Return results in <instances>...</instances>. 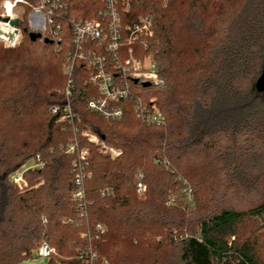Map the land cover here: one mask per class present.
<instances>
[{
  "label": "trees",
  "instance_id": "obj_1",
  "mask_svg": "<svg viewBox=\"0 0 264 264\" xmlns=\"http://www.w3.org/2000/svg\"><path fill=\"white\" fill-rule=\"evenodd\" d=\"M100 6L74 1L65 14L95 18ZM27 13L21 44H0V264L32 258L43 242L56 253L40 264H264L262 234L242 227L264 219V174L252 172L264 160V91L256 88L264 0H140L130 16L152 18L153 34L140 48L164 80L140 92L162 125L145 123L132 101L119 119L89 110L95 87L81 63L71 97L77 118L59 121L49 108L65 101L71 35L63 51L50 36L33 41ZM84 131L122 154L102 153ZM73 142L88 149L84 215L71 198ZM32 159L44 168L25 175L44 183L20 191L10 176ZM242 189L258 198L234 209L229 198Z\"/></svg>",
  "mask_w": 264,
  "mask_h": 264
},
{
  "label": "built area",
  "instance_id": "obj_2",
  "mask_svg": "<svg viewBox=\"0 0 264 264\" xmlns=\"http://www.w3.org/2000/svg\"><path fill=\"white\" fill-rule=\"evenodd\" d=\"M74 1L82 0H0V43L6 48H14L23 40V32L19 19L27 13L32 31H40L44 39L50 36L56 41L57 49L64 50L65 35H71V51L66 56L63 73L66 84L62 90L65 101L50 106V112L59 121L74 124L77 118L73 111L71 97L74 91V75L76 66L81 63L89 69V81L95 87V93L87 101V108L106 118L119 119L126 110V102L132 101L134 110L149 125H162V113L152 105H148L141 95L143 87L164 85L159 76L156 62L150 55L144 54L140 48L153 34V21L148 15L130 16L137 8L140 0H93L100 3L96 17L77 19L67 17L65 12L72 7ZM164 4L168 0H161ZM17 19L18 24H12ZM67 23L69 27H67ZM150 82L149 86H144ZM90 142L100 146L102 153L116 158L122 154L118 148L107 145L95 134L82 133ZM77 152L73 172L76 188L71 198L78 205L80 214L86 213V194L83 186L85 176L82 162L87 163L88 149H78V142L69 143L67 152ZM37 158H39L37 156ZM44 163L39 160H29L10 176L20 191L37 188L44 183L42 176L27 178L29 170L43 169ZM89 175V174H88ZM139 174L137 192L143 195L147 185ZM191 190H188L190 197ZM44 221L46 219L44 218ZM96 229L101 232L104 227L98 224ZM38 256L48 258L56 253L54 247L43 242L37 249ZM95 255V254H93Z\"/></svg>",
  "mask_w": 264,
  "mask_h": 264
},
{
  "label": "rangeland",
  "instance_id": "obj_3",
  "mask_svg": "<svg viewBox=\"0 0 264 264\" xmlns=\"http://www.w3.org/2000/svg\"><path fill=\"white\" fill-rule=\"evenodd\" d=\"M26 12V10H25ZM28 24L30 28L32 29L30 22L28 20ZM2 45V43H0ZM21 44V43H20ZM3 46V45H2ZM19 46V45H18ZM260 166L257 167L256 169H253L252 172L255 174V176L259 173L262 172L264 174V160H261ZM264 190V188H263ZM258 197H256V193L253 191L252 193L248 192L245 189H242L238 191L237 194L231 196L229 198V203L234 209H245L248 207V205H251L250 203L252 200H256ZM242 227L246 230L253 231V230H258V233L260 232L262 236V241L264 242V219H256V220H246ZM47 260L46 257H40L38 256V252L36 251L33 255L32 258L27 259L20 264H40L43 263Z\"/></svg>",
  "mask_w": 264,
  "mask_h": 264
},
{
  "label": "water",
  "instance_id": "obj_4",
  "mask_svg": "<svg viewBox=\"0 0 264 264\" xmlns=\"http://www.w3.org/2000/svg\"><path fill=\"white\" fill-rule=\"evenodd\" d=\"M12 24L17 25L18 20L17 19L13 20ZM41 37H42V33L40 31H31L30 32V39L33 41L40 39ZM44 41L49 42V40L47 38H44ZM149 85H150V82L144 83V86H149ZM256 88L259 92L264 91V66H263V69H262L260 76L258 77V79L256 81Z\"/></svg>",
  "mask_w": 264,
  "mask_h": 264
}]
</instances>
